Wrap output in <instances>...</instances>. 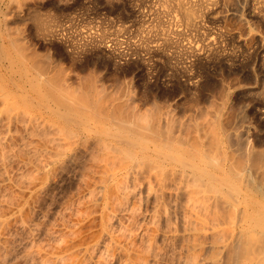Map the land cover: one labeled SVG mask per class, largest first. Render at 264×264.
<instances>
[{
    "label": "bare ground",
    "instance_id": "obj_1",
    "mask_svg": "<svg viewBox=\"0 0 264 264\" xmlns=\"http://www.w3.org/2000/svg\"><path fill=\"white\" fill-rule=\"evenodd\" d=\"M15 1L0 0V264H264V150L224 107L181 118L74 79L19 37L12 16L44 23ZM71 168L83 209L69 198L40 221Z\"/></svg>",
    "mask_w": 264,
    "mask_h": 264
},
{
    "label": "rangeland",
    "instance_id": "obj_2",
    "mask_svg": "<svg viewBox=\"0 0 264 264\" xmlns=\"http://www.w3.org/2000/svg\"><path fill=\"white\" fill-rule=\"evenodd\" d=\"M15 2L13 11H38L45 25L38 28L31 17L18 23L12 16L19 37L74 79L93 76L111 90L125 87L128 97L168 104L181 118L200 106L224 107L222 122L239 125L249 139L246 145L264 150V0ZM188 9L194 12L191 25L184 17ZM77 174L78 169H68L42 193L39 220L69 198L75 201L73 210L83 209L77 204L84 193L76 190ZM79 187L83 191L84 185ZM96 229L85 223L83 239Z\"/></svg>",
    "mask_w": 264,
    "mask_h": 264
}]
</instances>
